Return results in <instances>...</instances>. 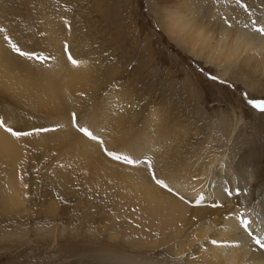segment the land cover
I'll return each instance as SVG.
<instances>
[{"label": "bare ground", "instance_id": "bare-ground-1", "mask_svg": "<svg viewBox=\"0 0 264 264\" xmlns=\"http://www.w3.org/2000/svg\"><path fill=\"white\" fill-rule=\"evenodd\" d=\"M250 2H247L250 8L245 11L241 6L244 2L237 4L236 0H157L162 10L161 26L176 42L188 47L196 58L215 65L223 78L231 79L237 73L242 79L248 77L264 87V34L254 30L264 26V4L262 0ZM47 8H43V20H47L51 29L53 15ZM37 28L27 23L32 34ZM57 28L62 35V26ZM60 35L56 38L58 45ZM5 36L8 35L0 34V91L5 88L7 92L22 95L30 106H39L38 112L50 119L54 128L45 143L51 142L61 156L60 166L52 168V175L71 179L78 169L81 178L90 181L94 192L106 195H102L104 223L100 228L108 239L106 243L117 246L105 245L107 248L99 249V256L112 264H264V250L252 243L235 218L244 213L253 232L264 237V146L256 142L246 145L247 135L240 130L243 119L235 113L229 117L230 113L222 108L219 124L213 120L214 126L207 128L206 116H201L204 109L201 98L182 95L174 97L177 100L160 96L161 106L133 98L132 103L139 105L132 113H124L119 123L105 116L110 111L102 109L101 102L79 108L77 92L85 88L79 82L77 66L69 62L68 55L80 61L81 53L66 52L64 45H53L43 53L48 59L41 63L14 53ZM47 39L46 34L41 40L33 35L30 44L40 46ZM88 72L91 74V69L83 73L88 76ZM115 96L116 99L109 96L106 103L115 105L117 110L122 98L119 93ZM128 99H123L125 104L130 103ZM72 113L110 151L151 158L159 178L173 192L157 186L143 164L130 166L106 156L99 143L73 127ZM0 120L7 125L8 121L1 115ZM31 129L34 131L35 127H30L29 133ZM36 135L37 131L28 137L34 139ZM38 140L36 145L43 146L42 139ZM21 153L17 137L0 127V163L5 166L4 175H0V193L7 209L27 203ZM201 195L204 199L197 204L196 199ZM83 219L86 234H96V228L88 225L91 216Z\"/></svg>", "mask_w": 264, "mask_h": 264}, {"label": "rangeland", "instance_id": "rangeland-1", "mask_svg": "<svg viewBox=\"0 0 264 264\" xmlns=\"http://www.w3.org/2000/svg\"><path fill=\"white\" fill-rule=\"evenodd\" d=\"M247 2L252 4L250 0H241L242 5L250 8ZM261 3L264 4V0ZM160 5L157 0H0V29L4 30L0 34L13 38L29 52L45 53L50 46L66 43L68 50L81 53L82 64L76 67L79 82L85 88L77 92L80 109L87 108L92 102H101L99 106L110 111L105 116L120 123L124 113H132L139 105L132 103L134 99L161 106L160 96L173 100L182 95L200 97L204 107L201 116H206L207 128L214 126L213 120L219 124L220 110L224 108L230 113L229 117L235 113L237 118L243 119L240 120V130L247 135L246 145L256 142L264 146L263 111L250 103L251 100H264V87L248 77L242 79L243 76L235 72V78H223L215 65L196 58L188 47L180 45L163 29ZM43 8L51 10L53 15L51 29L47 20H43ZM27 23L38 26L34 34L27 30ZM59 26H62V35L58 28L56 30ZM44 34L48 36L45 44H30L33 35L41 40ZM57 34L62 37L59 45ZM89 69L92 73L88 72V79L83 72ZM110 86L112 90L108 89ZM4 89L0 91V115L8 121V127L21 133L17 139L22 148L21 158L25 165L22 176L28 187V199L26 204L19 206L20 209L16 205L7 209L0 193V264H112L98 255L100 248L111 245L107 244L108 239L100 228L104 223L101 202L105 193L94 192L90 181L86 180L87 177L81 178L82 173L77 168L71 179L52 175V168L61 158L51 142L46 144L54 126L49 118L38 112L39 106L32 107L22 95ZM117 92L122 100L118 104L120 107L114 110L115 105L106 101L109 96L116 99ZM121 93L127 94L123 96ZM123 99L131 101L125 104ZM165 109L168 110V106ZM30 127H35L34 131L31 129L30 134L25 135ZM41 129L44 131H39ZM36 131L34 139L28 137ZM38 138L42 139L43 146L36 145ZM0 167V175H4L5 166L0 163ZM88 215L91 216L88 225L96 228V234H86L83 218ZM112 244L116 248L117 243Z\"/></svg>", "mask_w": 264, "mask_h": 264}, {"label": "snow or ice", "instance_id": "snow-or-ice-1", "mask_svg": "<svg viewBox=\"0 0 264 264\" xmlns=\"http://www.w3.org/2000/svg\"><path fill=\"white\" fill-rule=\"evenodd\" d=\"M237 4H241V0H236ZM242 7H245V11H247V7L244 5H241ZM253 24H255V21H253ZM254 30L260 34H264V26L255 27ZM0 31H4L3 29H0ZM5 40L9 43L12 51L22 57H25L30 60H36L38 62L44 63L47 61L48 57H46L43 53H37V52H28L22 50L15 42H13L8 36H5ZM65 51H68V45L65 43L64 45ZM68 60L73 66H78L81 61H78L72 57V55L69 53ZM215 79V77H213ZM250 103L254 108H257L261 111H264V100L256 101L251 100ZM72 121H73V127L76 128V130L83 134L84 137L88 138L91 141L97 142L101 146V150L104 152V154L108 157H110L112 160L116 162H120L122 164L130 165V166H140L143 164L146 167V170L148 172L149 177L151 180L159 186L161 189H166L169 192H173V189L169 187V185L165 182L164 179L159 178L158 172L155 169L154 162L149 157H134L129 154H121L117 153L115 151H110L107 147L104 146V141L94 133V131L90 130L88 127L81 126L79 124V117L76 113H72ZM0 127L5 128L7 132H9L13 136H20L21 133L14 131L11 127H8L5 125L3 120H0ZM39 131H44V129H41ZM30 133H25V135H28ZM183 199V197H181ZM204 197L201 195L196 199V203L200 204L203 201ZM240 226L245 230L248 231V228L250 226V221L246 218L244 213H240L238 216L235 217ZM248 234L251 236L252 233L248 232ZM255 243L260 245L261 247H264V237H254ZM213 243H217L216 241H213Z\"/></svg>", "mask_w": 264, "mask_h": 264}]
</instances>
